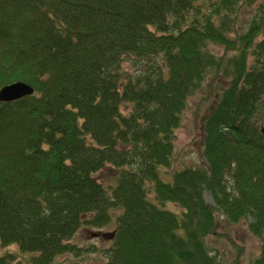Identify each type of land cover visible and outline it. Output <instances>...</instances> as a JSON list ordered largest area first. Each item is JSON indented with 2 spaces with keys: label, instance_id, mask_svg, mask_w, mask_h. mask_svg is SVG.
I'll return each instance as SVG.
<instances>
[{
  "label": "trees",
  "instance_id": "16d2710c",
  "mask_svg": "<svg viewBox=\"0 0 264 264\" xmlns=\"http://www.w3.org/2000/svg\"><path fill=\"white\" fill-rule=\"evenodd\" d=\"M237 4L0 0V89H34L0 101L2 246L51 264L97 252L72 238L116 220L104 264H222L221 214L251 218L262 244L248 264H264V0H245L242 30ZM211 75L228 83L201 124L205 164L167 181L183 112Z\"/></svg>",
  "mask_w": 264,
  "mask_h": 264
},
{
  "label": "rangeland",
  "instance_id": "374dc122",
  "mask_svg": "<svg viewBox=\"0 0 264 264\" xmlns=\"http://www.w3.org/2000/svg\"><path fill=\"white\" fill-rule=\"evenodd\" d=\"M245 0H238L237 7L239 9L240 26L238 29L246 28L247 19L250 17V11L245 8ZM232 35L235 33L232 31ZM214 51H221L217 47H213ZM217 51V52H218ZM208 76L206 85L211 82L212 88L203 87L192 95L188 100V106L183 112V120L181 126L176 131L175 151L171 167L162 168L160 170L161 177L167 181H172V174L175 171H180L185 167H198L205 164L204 155L202 154L203 134L201 124L204 122L209 108L217 103L218 94L221 89L228 83L227 79L220 75L214 80ZM208 98L207 100H204ZM117 169L109 165L102 169L97 174L98 180H101L106 186L116 182ZM205 198L208 202H212L211 195L204 192ZM173 210H179V207L173 203L169 204ZM218 218V236L212 239L210 246L216 256L219 257L222 264H248L250 260L258 256L261 247V237L256 236L249 230V222L251 218L242 219L236 224L227 222L223 215L217 214ZM116 226V220L103 228L82 226L71 242L76 243L77 246L83 248L96 245L97 252L84 251L81 255L63 254L56 257L51 264H104L106 257L102 254V250L111 245L110 239L97 236L98 232H113ZM9 254L13 257L12 264H34L31 261V256L28 253L21 252L19 247L15 244L9 246H2L0 242V255Z\"/></svg>",
  "mask_w": 264,
  "mask_h": 264
},
{
  "label": "water",
  "instance_id": "95a60500",
  "mask_svg": "<svg viewBox=\"0 0 264 264\" xmlns=\"http://www.w3.org/2000/svg\"><path fill=\"white\" fill-rule=\"evenodd\" d=\"M34 94V89L31 85L26 82L15 81L11 84H6L0 89V101H14L15 99H19L24 97L25 95ZM116 231L113 232H98L97 236L101 235L102 238L105 239H113Z\"/></svg>",
  "mask_w": 264,
  "mask_h": 264
}]
</instances>
